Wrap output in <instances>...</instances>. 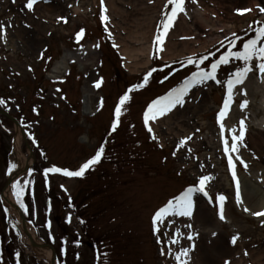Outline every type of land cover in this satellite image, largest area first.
I'll return each instance as SVG.
<instances>
[{"label": "rangeland", "instance_id": "374dc122", "mask_svg": "<svg viewBox=\"0 0 264 264\" xmlns=\"http://www.w3.org/2000/svg\"><path fill=\"white\" fill-rule=\"evenodd\" d=\"M26 2L0 0V25L6 28V34L0 31V100L4 101L0 108L21 118L20 115L30 109L36 94L46 99V117L49 116L23 125V136L13 121L0 115V255L6 259L5 248L11 246L16 251L18 264H52L30 243L22 231L18 213L7 207L2 198L9 177L29 162L28 145L37 139L44 153L35 151L33 169L13 183L10 194L13 202L21 207L14 194V185L24 189L20 199L25 207L21 208L30 217L31 228H36L41 242L56 248L60 264H164L165 260L158 257L157 247L161 255L168 242L177 239L169 228L182 225V219L196 222L197 226L199 223L192 216L169 215L163 223L153 224L151 230V216L156 208L180 194L185 187H198L202 176L209 177L205 190L212 196L213 205L197 191L192 197L193 211L205 207L208 225L219 234L214 243L210 236L203 235L199 243L202 254L221 256L226 240L232 263L241 256L243 245L247 250L245 261L257 264L250 253L264 249V224L261 223L264 217L252 216L254 203L264 191V78L255 67L259 61L253 59V71L242 85L234 87L232 108L222 120L218 119V113L228 98L227 79L237 67H243V62L235 59L218 68L219 83L208 80L192 87L183 104L172 109L178 113L169 125L164 123L168 112L158 119L160 122L150 119L147 125L143 115L147 106L174 89L189 72L210 71L207 59L211 52L223 42L232 40L233 33L240 35L250 31L248 36L256 37V29L264 26V13L259 11L264 7V0H185L186 14L178 15L177 30L169 29L178 34L169 39L177 44L175 50L163 56L155 43L158 63H154L159 67L152 64L151 54L150 65L138 70L129 68L121 52V41L129 43L128 28H134L136 19L155 10L156 24L151 39L154 44L157 30L170 7L167 0H118V6L128 12L117 17L105 0L103 6L100 0H41L32 10L25 7ZM102 7L107 9L109 19L106 22L101 20ZM245 8L251 11L244 14L236 11ZM59 17H66L67 23ZM115 18L125 30L119 31L113 25ZM98 22L108 41L113 47L116 45L114 49L120 58L102 43L100 47L95 35L96 30L100 32ZM81 29L84 33L77 39ZM238 44L234 51L238 50ZM66 51L73 54L72 60L54 69ZM190 57L198 61L202 57L207 59L201 63L202 68L183 64V69L173 74L180 66L177 63ZM104 58L107 61L102 65ZM43 63L47 73L42 70ZM71 67L73 74L81 77L75 76L63 86L73 105L53 84L64 82ZM149 72L151 76L145 84L144 78ZM138 84L143 86L135 88ZM129 86L133 88L126 89ZM125 93L130 99L121 106L119 128L113 132L115 103H119ZM244 100L248 104L242 109ZM38 109L37 102L34 111ZM51 116L54 120L49 119ZM241 120L246 129L244 140L238 142V151L225 153L220 123H224L225 138L231 142L232 130L238 134ZM149 127L153 129L151 133ZM104 134L105 140L100 146ZM186 137L191 139L181 144ZM101 147L104 149L101 160L82 177L47 171L52 167L76 171ZM229 156L235 163L242 202L236 198ZM42 169L43 175L40 174ZM84 194H87L85 203H90L83 209L84 214L96 215L90 219L87 230L71 211L69 203L71 196L79 200ZM218 195L226 197L224 203L231 224L219 218L215 204L219 203ZM82 202L80 204H84ZM245 208L250 211H244ZM12 230H19L15 242L10 236ZM237 234L238 240L232 244L231 239ZM99 243H104V248ZM168 258L171 259L170 255Z\"/></svg>", "mask_w": 264, "mask_h": 264}, {"label": "snow or ice", "instance_id": "6c2138e0", "mask_svg": "<svg viewBox=\"0 0 264 264\" xmlns=\"http://www.w3.org/2000/svg\"><path fill=\"white\" fill-rule=\"evenodd\" d=\"M101 5L103 6L104 0H100ZM37 3V0H27L25 7L28 10H32L33 6ZM168 5H170V9L167 13L164 15V19L161 21V27L157 30V35L155 36V41L157 43V46L160 48V50H163V46L165 44V38L169 32V29L174 26V22L177 19L178 15L180 13H185V0H167ZM239 14H244L248 11H251V9H237L236 10ZM259 11L261 13H264V7H260ZM107 9L102 7V15L101 20L106 22L108 21V16L106 15ZM59 20H63L65 23H67L66 17H59ZM0 31H4L6 34V28L3 25H0ZM84 33V30L81 29L79 33H77V39H79L80 36H82ZM233 36H235V33H233ZM116 47V45H114ZM236 47V44L234 42L229 43V48L226 51L225 54L221 55L215 62H211V70L205 71L203 69H200L196 72H193L191 75V78L185 79L184 82L180 87L174 88L170 90L165 96L160 97L156 100H154L147 108L146 112L144 113V123L147 125L148 121L150 119H156L158 116H163L167 112L171 111L173 108H175L177 105H182L184 102V97L188 94V92L191 90L192 87H194L197 84H203L204 82L208 80H216L217 71L220 65H227L230 63L231 60H239L243 62V67H237L234 72L229 74V78L227 79V96L228 98L225 99L223 103V107L221 111L218 113V119L222 120L229 110V101L231 100L233 89L236 85H242L245 80L248 77V74L253 71V65L252 61L255 58L259 61L258 64L255 65V67L258 69L259 74L262 78H264V26L258 27L256 29V37L253 39H249L246 42L242 43V49L233 51L232 49ZM207 57H202L200 59V63H203L204 60H206ZM188 64H196L199 68V65L197 64V61L193 60L191 57L187 60ZM154 71V70H153ZM151 76V72H149L145 78L143 83H147L148 77ZM219 83V81H217ZM143 84L135 85V88L142 87ZM96 87H100V83H96ZM244 95L247 94L246 89L243 90ZM130 99V96L125 93L119 98V103L115 107V117L116 119L112 123L111 130L113 132L116 131L117 126L120 121V115L122 111V107L126 101ZM4 101L0 100V104H3ZM248 104L247 100H244L241 104V108H245ZM239 132L236 133L235 130H232L231 135V142L229 139L225 138V125L224 123H220V135L223 139L224 144V152H236L238 151V142H243L245 137V123L243 120L239 122ZM148 131L151 133L153 129L151 127L148 128ZM153 139H155V136H153ZM191 137H186L184 140H181V144H184L186 140H190ZM104 149L101 147L93 156L92 158L88 159L86 162H84L80 168L76 171H70L68 169H61L58 167H52L48 169L49 172H56V173H62L63 175L67 177H82L85 174V171L89 169L91 166L99 163L101 160V156ZM191 151V149H189ZM175 155V153H173ZM241 163H244L242 160ZM228 166L232 170V178L236 181V198L237 201H240V192H239V181L236 176L235 172V163L231 156L228 158ZM14 168L15 165H12ZM244 167L247 168V164H244ZM209 180V177L202 176L199 180V186H191L187 188L184 192H182L179 196L174 197L173 200H170L167 202V204L164 207L159 208L153 217V224L157 225L160 223H163L165 217L168 215H180L185 217H191L193 214V199L192 196L195 192H200L204 196H208V192L205 190V184L206 181ZM24 192V189L22 187H19L18 184L14 185V194L17 198V202L21 203V207H25L24 204L21 202V196ZM216 199L219 201L220 211H219V218L221 220H225L226 217L224 215V202L226 200V197L224 195H218ZM244 211H250V209L245 208ZM252 215L257 217H264V210L262 211H255L252 212ZM262 224H264V220L261 221ZM190 226V225H189ZM155 231L159 232L158 228L154 229ZM215 235V234H214ZM188 239H192V236L189 235ZM238 240V234L234 235L231 239L232 244H236ZM175 242V241H173ZM187 249L182 250L180 254L176 255V260L178 264H185L184 261L181 260V256H187ZM227 264V262H226Z\"/></svg>", "mask_w": 264, "mask_h": 264}, {"label": "bare ground", "instance_id": "6f19581e", "mask_svg": "<svg viewBox=\"0 0 264 264\" xmlns=\"http://www.w3.org/2000/svg\"><path fill=\"white\" fill-rule=\"evenodd\" d=\"M122 0H119V2ZM118 0H108V5L111 8L110 10L112 11V14L114 16H123L126 12L128 11H123L122 8L120 6H118ZM128 7H131V4L128 5ZM146 10L149 12L150 10L148 8H146ZM155 10H152L151 13L149 14H145V16L142 19H136L135 20V25L134 28H128L129 32H128V37L127 39L130 40V42L128 43L127 41L123 40L121 41V43L123 44L122 47V54L126 57V59L129 62V68H132V70H138L139 68H144L150 65V50H151V39H152V35L154 33V28H155V24H156V15H155ZM178 19V18H177ZM176 19V20H177ZM176 25L177 23L179 24L178 21H176ZM174 22V24H175ZM113 25H115L116 28H118V30H125L124 27L122 28L120 22H116V18L114 19V21L112 22ZM175 25V29L177 30L178 25ZM185 25V23H184ZM182 25H180L181 27ZM183 29V28H182ZM183 31L185 34L187 33V31L185 30H181ZM177 32V31H176ZM176 32L174 31H169L168 32V36L169 39H171L172 37H176L178 36V34H175ZM171 36V38H170ZM134 44L132 45L131 43ZM138 42H140V46L137 47ZM177 44L174 43L172 40H167L164 44V51L167 52V54L172 53L175 50V46ZM91 51L87 54L90 55ZM73 58V54L71 55L68 51H66L64 53V55L62 56L61 60L59 62L56 63L55 68L57 69L60 67L61 64H64L65 62H69L71 61ZM252 89V86H251ZM169 111L167 113V120L164 123H167L168 125L170 124V121L175 118L176 114L178 113L177 111ZM164 120V118H163ZM177 121V120H176ZM157 122H160V120H157ZM177 124H179V122H177ZM17 147L18 150L20 148V142L18 141L17 143ZM32 160H29L28 164L31 163ZM10 189L5 191V204L6 205H11L10 203L13 201V197L10 194ZM261 198L255 202L254 204L256 205L255 209H253L254 211L259 210L260 208L264 209V191H261ZM243 205V204H242ZM244 206V205H243ZM205 207L204 208H200L198 209L195 214L193 215L194 219L197 220V222L200 223L199 229H201L205 235L210 236L213 232V228L211 226L208 225L209 221L206 218L207 214L205 212ZM18 213V212H17ZM19 214V213H18ZM227 209L225 211V217L227 220V222H230V220L228 219L229 217H227ZM184 223V222H183ZM221 224V223H220ZM190 225V224H189ZM179 227H185V229L187 228V225H183V226H179ZM25 232H27V234H30L32 236V240L33 242H39L36 233L30 228V225L27 224L26 225V230L23 229ZM178 230V229H177ZM202 233V232H200ZM186 240L182 239L178 242L177 246H172L173 248L177 247L178 248V252L177 254H180L182 252V250L187 249V256H181V260L185 262V264L187 262H189V264H246L247 262L244 259L241 260H236L234 261V263H231L228 258H229V253H230V248L227 245L226 240L223 242L222 245V255H212L211 256H204L202 254V250H200V242L195 243V244H191L193 242V239H196L197 241L202 240L201 236L199 235L198 237L192 238V239H188V235L186 233ZM217 239L216 237L213 238V243L214 241ZM243 247V246H242ZM39 251H41L45 257L49 260L52 259L53 253L50 250V248L43 246L42 248L38 249ZM250 252V250H249ZM255 260L257 261V264H264V249H259V250H252V253H250ZM211 257V258H210ZM243 257V256H242ZM57 264V263H54Z\"/></svg>", "mask_w": 264, "mask_h": 264}]
</instances>
